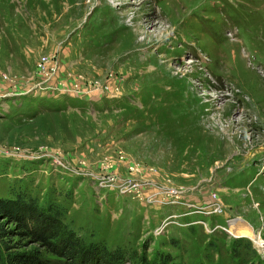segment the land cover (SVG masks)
Masks as SVG:
<instances>
[{
	"label": "rangeland",
	"instance_id": "374dc122",
	"mask_svg": "<svg viewBox=\"0 0 264 264\" xmlns=\"http://www.w3.org/2000/svg\"><path fill=\"white\" fill-rule=\"evenodd\" d=\"M109 1L31 35L0 0V198L123 264H264V0Z\"/></svg>",
	"mask_w": 264,
	"mask_h": 264
},
{
	"label": "trees",
	"instance_id": "16d2710c",
	"mask_svg": "<svg viewBox=\"0 0 264 264\" xmlns=\"http://www.w3.org/2000/svg\"><path fill=\"white\" fill-rule=\"evenodd\" d=\"M64 213L55 202L39 204L23 194L0 198V264L125 263L124 251L86 246L64 222ZM168 261L162 257L161 264Z\"/></svg>",
	"mask_w": 264,
	"mask_h": 264
},
{
	"label": "bare ground",
	"instance_id": "6f19581e",
	"mask_svg": "<svg viewBox=\"0 0 264 264\" xmlns=\"http://www.w3.org/2000/svg\"><path fill=\"white\" fill-rule=\"evenodd\" d=\"M79 1L81 0H29V5L27 8V13L28 15H26L25 18H21V21H18V24L21 26H26V28L29 29V32H26V34H31V33H36L39 32L34 28L35 24H44L46 26H49L51 29L52 27L54 28L55 25L59 26L60 24H62L64 21H69L71 18H74L71 14L73 13V8L79 3ZM85 1V2H84ZM91 0H82L81 3L82 6L84 5H88L90 4ZM22 2V1H21ZM41 2V3H40ZM12 4V3H11ZM113 5L112 1L109 0H104V6H111ZM112 7V6H111ZM110 8V7H109ZM171 8V7H170ZM19 14V13H18ZM24 14V13H23ZM76 15H78L76 13ZM75 15V16H76ZM18 18V16H17ZM30 20V22L32 23L31 27H33V29H31L26 23H28V20ZM17 20V19H16ZM35 23V24H34ZM16 24V23H15ZM29 24V23H28ZM34 24V25H33ZM156 29V24L152 23L150 25V27H153ZM17 28V27H15ZM158 28V27H157ZM19 29V28H18ZM20 31H22V29H19ZM159 30V29H158ZM15 31V30H14ZM18 31V30H17ZM47 31V29H46ZM19 32V31H18ZM22 33V32H21ZM54 34V33H53ZM148 34V33H147ZM32 35V34H31ZM24 36V35H23ZM151 36V35H150ZM25 37V36H24ZM147 38V37H146ZM22 39V38H21ZM26 40V39H25ZM150 40V39H149ZM23 42V41H22ZM145 44V42H143ZM236 53V52H235ZM236 56V55H235ZM234 56V57H235ZM164 64V63H163ZM161 66V65H160ZM164 67V66H163ZM157 68V67H156ZM157 72L160 73L159 76H163L167 77L170 76L171 72L169 70H165L164 68H161L159 71L157 70ZM153 73V72H152ZM162 76L160 78H162ZM183 78V77H182ZM168 84V83H167ZM186 87V85H185ZM184 87V88H185ZM189 88V87H188ZM193 88V87H192ZM194 89V88H193ZM185 90V89H184ZM187 103L191 102L194 104H201L202 102L199 100V98H192V94L189 91V89L187 90ZM193 92V90H192ZM186 93V92H185ZM193 101V102H192ZM185 104V103H184ZM199 106V105H198ZM195 107V106H193ZM200 108V107H199ZM187 109H189L187 107ZM194 118V117H193ZM199 122V121H198ZM189 123V122H188ZM193 123V121H192ZM196 124V123H195ZM229 134V133H228ZM206 140V139H205ZM223 140L221 141L220 139L217 141V143H213L210 144V148H212L213 150L218 151L219 149H221V145ZM204 146L206 147V144H204ZM197 148V144L194 145V149ZM216 153V152H215ZM236 223H233L232 226H235ZM232 234H234V236L237 237H248L251 238L255 241L256 245L258 246V248H263V240L262 238H260L258 235H256L254 233V231H250L249 228L247 227H242V228H238V229H231L230 230Z\"/></svg>",
	"mask_w": 264,
	"mask_h": 264
}]
</instances>
